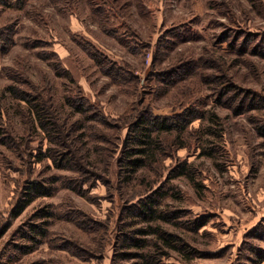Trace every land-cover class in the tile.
<instances>
[{
  "label": "rangeland",
  "instance_id": "obj_1",
  "mask_svg": "<svg viewBox=\"0 0 264 264\" xmlns=\"http://www.w3.org/2000/svg\"><path fill=\"white\" fill-rule=\"evenodd\" d=\"M88 1L74 0L71 7H63L62 0H30L20 10H0V25L11 22L14 27L13 45L8 52H0V89L11 82L7 66H14L20 57L34 81L39 82L47 75L60 95L66 93L68 88L50 65L47 57L50 51L60 58H70L86 98L112 118L128 107L132 99L121 94L110 78L97 69L91 56L95 51L134 65L146 91L155 83L149 72L155 55L158 67L161 60L158 69L178 59L202 57L204 60L209 54L216 58L224 56L229 71L240 84L256 89L264 85L262 73L257 77L245 62L239 61L243 58L239 54L242 50H251L243 56L248 55L246 58L264 69V0H124L115 4L119 9L114 6L120 14L110 18L109 22L114 25L109 23L104 27L90 13ZM35 9L45 14L41 22L36 19ZM124 20L129 29L120 22ZM35 32L46 38L47 46H30ZM125 36L137 46L129 47L130 39L125 40ZM184 91L180 87L172 90L171 96H159L152 103L153 112L181 111ZM155 92L146 95V102L153 99ZM209 96L208 92L209 99L199 106L214 110L222 118L224 150L219 153V162L200 156L198 151L187 153V148L179 149L176 155L181 161L188 159L196 164L194 176L204 187L201 191L194 190L188 177L172 171L173 160L167 158L163 190L168 189V194L164 198L182 211L180 218L185 224L178 232L196 247L191 259L194 264H239L243 255L255 252L264 255V225H261L264 223V139L250 123L248 114L235 115L228 107L214 104ZM9 121L19 126V118L12 111ZM198 124L195 120L191 127L196 128ZM121 133L124 135L126 130ZM31 144L36 148L40 145L43 150L46 147V142L42 145L32 141ZM50 163L48 159L30 163L27 156H17L0 145V228L8 224L0 238V264H111L112 245L106 248L102 259L87 261L48 243L28 253H20L11 246L12 232L43 206L57 213L48 220V237L55 236L54 244H60L66 234H73L79 242L86 239L81 227L60 218L70 206L87 211L101 221L107 217L115 220L119 215L117 191H109L102 182L85 193L58 187L53 195L39 197L19 215H13L11 212L21 198L22 181L28 177L51 176L53 172L59 174L57 169L47 168ZM174 192L177 198H173ZM75 219L82 221V215ZM191 219L201 222L197 232L195 227L189 229L193 226L189 223ZM252 244L257 246L256 250L249 252ZM175 256L167 260L174 261ZM185 261L184 257L179 264Z\"/></svg>",
  "mask_w": 264,
  "mask_h": 264
},
{
  "label": "trees",
  "instance_id": "obj_2",
  "mask_svg": "<svg viewBox=\"0 0 264 264\" xmlns=\"http://www.w3.org/2000/svg\"><path fill=\"white\" fill-rule=\"evenodd\" d=\"M29 1L0 0V10H20ZM62 1L63 7H71L74 0ZM120 1L124 0H89L90 13L96 15L102 27L109 23L114 25L109 21L111 17L120 16L115 10L118 8L115 4ZM35 10L36 19L41 22L45 14ZM125 20L120 22L129 29ZM13 34L11 22L0 25L1 53L8 52L13 45ZM35 36L30 46H47L44 36L38 32ZM126 39L130 38L125 36ZM127 43L129 47L137 46L131 39ZM242 51L239 54L243 58L239 61L245 62L257 77L260 73L264 77V69L246 58L248 55L243 56L251 50ZM91 56L97 69L110 78L121 94L132 99L115 118L86 98L68 57L60 58L53 51L47 53L56 76L68 88L61 95L49 76L34 81L22 58L18 57L14 66H7L6 73L11 82L0 89V145L17 156H27L30 163L48 159L51 163L47 168L60 171L59 174L53 172L51 176L28 177L22 181L21 198L11 213L19 215L32 201L53 195L58 187L85 193L102 182L109 191H117L119 215L115 220L107 217L101 221L87 211L70 206L60 218L81 227L86 239L79 242L73 234H66L60 244H54L55 236L48 237V220L57 213L43 206L12 232L11 246L20 253H28L48 243L87 261L102 259L106 248L112 245L111 264H179L183 263L184 257V264H194L191 259L196 247L178 232L185 224L180 218L182 211L164 198L168 194V189L163 190L166 184L164 162L167 158L172 159V171L188 177L193 189L201 191L204 186L194 176L196 164L188 159L181 161L177 151L181 148H187V153L198 151L200 156L218 163L219 153L224 150L225 128L222 118L214 110L201 109L199 105L209 99V92L214 104L228 107L235 115L248 114L250 123L264 139V85L256 89L240 84L229 71L224 56L216 58L209 54L204 60L202 57L178 59L158 69L161 60L158 67L155 55L153 69L149 71L155 83L150 91H146L137 70L128 61L112 60L97 51ZM180 87L185 89L181 111L155 114L153 101L159 96H171L170 92ZM154 91L153 99L146 102V95ZM10 111L19 118L18 127L9 121ZM195 120L199 124L192 128ZM123 130H126L124 135ZM32 141L42 145L46 142V147L43 150L40 145L37 148L31 146ZM177 196L174 192L173 198ZM78 215H82V221L75 219ZM189 221L193 223L189 229L195 227L197 232L201 222L198 219ZM7 227L6 223L0 228V238ZM256 247L252 244L248 251L253 252ZM173 254L176 255L175 262H169L167 259ZM263 262L264 255L258 252L243 255L238 261L239 264Z\"/></svg>",
  "mask_w": 264,
  "mask_h": 264
}]
</instances>
